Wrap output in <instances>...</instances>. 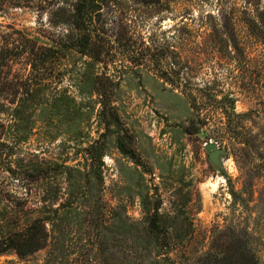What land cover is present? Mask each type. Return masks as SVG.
Here are the masks:
<instances>
[{"label":"rangeland","instance_id":"374dc122","mask_svg":"<svg viewBox=\"0 0 264 264\" xmlns=\"http://www.w3.org/2000/svg\"><path fill=\"white\" fill-rule=\"evenodd\" d=\"M0 190V264H264V0H0Z\"/></svg>","mask_w":264,"mask_h":264},{"label":"trees","instance_id":"16d2710c","mask_svg":"<svg viewBox=\"0 0 264 264\" xmlns=\"http://www.w3.org/2000/svg\"><path fill=\"white\" fill-rule=\"evenodd\" d=\"M84 22L76 21L74 28L82 30ZM92 37L91 34H81L72 45L79 48L84 54H92ZM90 45H92L90 47ZM92 57H97L92 54ZM18 204L5 202L0 190V255L15 253L18 257L24 258L34 254L41 249L47 240L48 234L44 224L38 218L25 216L23 211L27 209H18ZM208 264H257V258L246 244H232L217 250Z\"/></svg>","mask_w":264,"mask_h":264},{"label":"water","instance_id":"95a60500","mask_svg":"<svg viewBox=\"0 0 264 264\" xmlns=\"http://www.w3.org/2000/svg\"><path fill=\"white\" fill-rule=\"evenodd\" d=\"M205 148L208 152H210L211 158L215 159L217 156L216 144L214 142H208L205 144Z\"/></svg>","mask_w":264,"mask_h":264}]
</instances>
